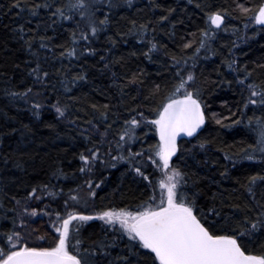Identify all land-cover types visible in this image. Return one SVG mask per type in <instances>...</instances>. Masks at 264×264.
Masks as SVG:
<instances>
[{
  "label": "trees",
  "instance_id": "1",
  "mask_svg": "<svg viewBox=\"0 0 264 264\" xmlns=\"http://www.w3.org/2000/svg\"><path fill=\"white\" fill-rule=\"evenodd\" d=\"M263 5L0 0V249L53 246V216L149 204L161 179L151 121L190 91L204 124L178 140L177 197L211 232L264 255V95H252L264 93ZM73 225L82 264H158L118 226Z\"/></svg>",
  "mask_w": 264,
  "mask_h": 264
},
{
  "label": "snow or ice",
  "instance_id": "2",
  "mask_svg": "<svg viewBox=\"0 0 264 264\" xmlns=\"http://www.w3.org/2000/svg\"><path fill=\"white\" fill-rule=\"evenodd\" d=\"M209 19L216 28H220L223 23V16L219 13ZM254 19L257 24L264 25V6L260 7ZM96 31V28H92L93 34ZM192 79L191 75L187 77L189 81ZM185 83L182 81L177 91L184 88ZM252 95L264 93L253 91ZM250 102L256 103L254 100ZM57 112L63 115L59 108ZM130 123L135 126L138 122L133 119ZM151 123L156 126L160 137V144L155 153L158 161L153 160V163L162 170H168L177 151V137L181 134L191 137L204 124L201 103L192 92L185 91L182 99L171 98L159 111L158 118ZM259 150L264 151V139ZM81 159L85 163L88 162L86 157L82 156ZM136 171L139 173V168ZM144 178L148 179L146 176ZM181 179L180 172L171 168V175L159 182V188L166 190L162 191L159 205L146 207L143 211L129 212L121 209L104 211L96 217L76 213H69L67 218L58 217L55 231L59 235L53 246L17 248L13 243L10 251L0 249V264H82L78 252L74 254L75 248L73 251L69 250L70 237L76 231L73 221L92 219L103 220L109 225L119 223L130 240L137 241L140 247L154 254L158 264H264V255L246 254L235 235L214 234L201 222L202 218L195 214L193 202L178 199L177 188ZM252 179L255 181L257 177ZM31 214L36 215L35 212ZM251 227L256 229L257 224H252ZM240 235L245 233L241 232ZM8 239L11 241L12 236ZM79 243L77 240L76 244Z\"/></svg>",
  "mask_w": 264,
  "mask_h": 264
},
{
  "label": "rangeland",
  "instance_id": "3",
  "mask_svg": "<svg viewBox=\"0 0 264 264\" xmlns=\"http://www.w3.org/2000/svg\"><path fill=\"white\" fill-rule=\"evenodd\" d=\"M171 168H173L172 166H171ZM171 168L170 169H168V170H162V169H160V171H161V179H160V181L161 180H166V178H167V175H171ZM180 183H181V180H180ZM180 183H179V185H178V187L180 186ZM158 192H157V194H155V197H154V199L149 203V204H147V205H145L142 209H138V210H129V209H123V210H125V211H129V212H137V211H143L146 207H154V206H156V205H159V203H160V199H161V194H162V191H164V192H166V190H161L159 187H158ZM110 210H115V211H119V210H121V209H110ZM110 210H106V211H110ZM101 213H103V212H100V213H95V214H90V215H86V214H79V215H83V216H93V217H96V216H98L99 214H101ZM54 218L52 219V221L50 222L51 223V225L53 226V228L55 229L57 226H58V215L57 216H53ZM65 218H67V217H65ZM103 221V220H102ZM105 222V221H104ZM110 226H118V227H120V225H119V223H116V224H112V225H110ZM121 228V227H120ZM59 235V234H58ZM15 244H17L16 242H15Z\"/></svg>",
  "mask_w": 264,
  "mask_h": 264
},
{
  "label": "water",
  "instance_id": "4",
  "mask_svg": "<svg viewBox=\"0 0 264 264\" xmlns=\"http://www.w3.org/2000/svg\"><path fill=\"white\" fill-rule=\"evenodd\" d=\"M222 25V24H221ZM183 97H180V98H176V99H182ZM201 110L203 111V109H202V106H201ZM203 114H204V112H203ZM203 126V125H202ZM201 126V127H202ZM200 127V128H201ZM200 128L197 130V132L200 130ZM158 132V131H157ZM158 137H159V133H158ZM182 137H188V136H186V135H183V134H181V136H179V137H177V141H176V143H178V140L180 139V138H182ZM159 139H160V137H159ZM177 149H178V144H177ZM177 152V151H176ZM173 158V157H172ZM246 254H248L247 252H245Z\"/></svg>",
  "mask_w": 264,
  "mask_h": 264
}]
</instances>
